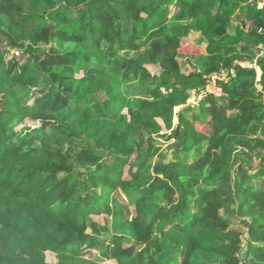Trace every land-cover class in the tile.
Here are the masks:
<instances>
[{"label":"trees","instance_id":"obj_1","mask_svg":"<svg viewBox=\"0 0 264 264\" xmlns=\"http://www.w3.org/2000/svg\"><path fill=\"white\" fill-rule=\"evenodd\" d=\"M242 8L264 29L250 0H0V264H264V99L236 62H254L264 35L230 31ZM193 30L209 55L187 74ZM223 68L222 95L200 101L205 133L176 109ZM29 120L42 126L17 129Z\"/></svg>","mask_w":264,"mask_h":264},{"label":"rangeland","instance_id":"obj_2","mask_svg":"<svg viewBox=\"0 0 264 264\" xmlns=\"http://www.w3.org/2000/svg\"><path fill=\"white\" fill-rule=\"evenodd\" d=\"M175 9V10H174ZM263 9V8H260ZM173 13L176 11V8H172ZM245 11L244 8L238 9L235 15L232 18V25L230 27V31L234 32L236 26H242V28L245 29L247 33H249L252 30H256L257 34L264 35V29L260 31L261 27L255 26L253 23H247V20H245ZM244 14V15H243ZM247 23V25H246ZM181 43L189 48V54L180 55L178 57L181 70L184 73H190L192 71H195L196 69L200 70L202 69L200 67V57L199 54H203L204 56L209 55L208 54V42L207 40L203 39L202 33L197 30H193L190 34L183 37L181 40ZM260 50H264V48L261 47V45L258 47ZM15 53H18L17 51H11V53L8 55V58H11ZM264 54H261L260 51L257 53L256 59L254 62L248 61L246 58L242 59L245 61H236L239 64H241L244 67L248 68H254L255 74H256V82L258 84V89L263 92V99H264V77H263V71L259 65H257V58L261 57ZM148 68L156 75H160L162 73V69L158 65H148ZM85 73V74H84ZM232 75H235V71L232 69L230 71ZM86 76L89 77L93 74V71H86L80 74V76ZM218 76V77H217ZM220 76V78H219ZM212 78L209 80L206 88L201 91L200 93H197L196 91L192 92V96L188 100V103L184 106L178 107L176 110L179 111L185 107H193V110L188 111L187 117L195 124L196 128L202 132L208 133L209 127L206 124H201L200 120H198L197 116L200 112V101L205 97L207 93H212L214 95L220 96L222 95V89L220 87L218 80H224L229 81V71L226 68L221 69L218 73H215L211 76ZM263 79V80H262ZM41 89V88H40ZM39 88H34L33 92L34 95L32 96V102L34 101L35 97H38L42 94V90L40 91ZM125 92L128 93L129 96H132L134 94V90H125ZM98 96H104V94H98ZM135 99V98H133ZM196 115V116H195ZM179 123L178 116L174 119V126H177ZM24 125H28V127L37 128L42 126L41 121H28L26 124H20L17 129H21ZM163 133H170V131H162ZM175 140L172 139L171 141H168L164 137H161L159 142H157L156 147L160 149L158 153H166L167 154V162L172 161L175 158V151L171 149L168 145L170 143H173ZM260 150V149H259ZM262 153L264 151L261 149ZM256 153H259L258 150L255 151ZM157 160V155H155L151 161L155 162ZM191 160V159H190ZM189 160V161H190ZM261 162V159L258 156H255L253 158V167L254 170H256ZM117 202L119 206L122 208V212L124 215V219L127 221L125 224L129 226L130 220H132L135 216V204L134 201L130 198H127L121 190L115 191L111 195V203L115 204ZM108 219L109 226L112 230V232L117 231L118 233H122V227H114L113 218H110L109 215L105 214L103 216ZM94 218L100 222H103L102 216H94ZM128 219V220H127ZM233 228L242 229V224L239 222H234L232 224ZM88 231L91 232V228H88ZM47 261L50 263H56L57 258L52 252H47ZM102 264H115V260H102Z\"/></svg>","mask_w":264,"mask_h":264},{"label":"built area","instance_id":"obj_3","mask_svg":"<svg viewBox=\"0 0 264 264\" xmlns=\"http://www.w3.org/2000/svg\"><path fill=\"white\" fill-rule=\"evenodd\" d=\"M253 4L257 6V8H264V0H250ZM260 31H262V28H260ZM261 54H264V50H259ZM218 77V76H217ZM220 78V76H219Z\"/></svg>","mask_w":264,"mask_h":264}]
</instances>
